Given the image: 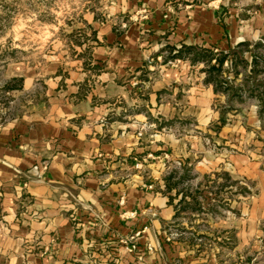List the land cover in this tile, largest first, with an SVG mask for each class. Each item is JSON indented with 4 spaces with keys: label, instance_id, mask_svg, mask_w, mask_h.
Returning <instances> with one entry per match:
<instances>
[{
    "label": "crops",
    "instance_id": "crops-1",
    "mask_svg": "<svg viewBox=\"0 0 264 264\" xmlns=\"http://www.w3.org/2000/svg\"><path fill=\"white\" fill-rule=\"evenodd\" d=\"M103 2L0 70V264H264V113L194 56L263 42L264 0Z\"/></svg>",
    "mask_w": 264,
    "mask_h": 264
},
{
    "label": "rangeland",
    "instance_id": "rangeland-1",
    "mask_svg": "<svg viewBox=\"0 0 264 264\" xmlns=\"http://www.w3.org/2000/svg\"><path fill=\"white\" fill-rule=\"evenodd\" d=\"M103 9V0H0V70L13 62L35 63L62 45L85 39L84 14L93 11L103 19ZM194 56L207 60L211 79L223 91L233 86L234 80L230 83L228 78L241 73L238 88L243 101L255 99L264 113V41L251 47L241 46L230 55ZM245 57L251 58L250 64ZM229 89L230 94L235 92ZM4 102L0 107L7 108V98Z\"/></svg>",
    "mask_w": 264,
    "mask_h": 264
},
{
    "label": "built area",
    "instance_id": "built-area-1",
    "mask_svg": "<svg viewBox=\"0 0 264 264\" xmlns=\"http://www.w3.org/2000/svg\"><path fill=\"white\" fill-rule=\"evenodd\" d=\"M9 95H10L9 91H5V92H1L0 93V104L1 105H3L5 103L4 100L6 98H7V100H9ZM6 114H7V108L0 107V125L4 121ZM135 248H136L135 245L132 244V245L129 246L128 250L132 251V250H135Z\"/></svg>",
    "mask_w": 264,
    "mask_h": 264
},
{
    "label": "trees",
    "instance_id": "trees-1",
    "mask_svg": "<svg viewBox=\"0 0 264 264\" xmlns=\"http://www.w3.org/2000/svg\"><path fill=\"white\" fill-rule=\"evenodd\" d=\"M220 63V62H219ZM212 69H214V67H211Z\"/></svg>",
    "mask_w": 264,
    "mask_h": 264
}]
</instances>
